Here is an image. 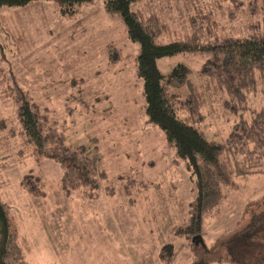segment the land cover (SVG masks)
<instances>
[{"label":"rangeland","instance_id":"obj_1","mask_svg":"<svg viewBox=\"0 0 264 264\" xmlns=\"http://www.w3.org/2000/svg\"><path fill=\"white\" fill-rule=\"evenodd\" d=\"M262 6V0H140L132 9L158 16L168 27L159 41L167 43L186 38L191 19L202 15L220 37L248 35L264 19ZM113 51L116 62L110 59ZM139 53L140 44L128 38L122 17L109 13L105 0L79 4L72 13H63L53 0L0 8V119L19 128L16 106L4 92L3 74L11 68L28 82L35 99L49 106L67 143L85 146L106 173L94 197L78 191L66 197L60 164L36 160L28 151L21 155L18 138L2 131L0 197L11 205L29 264H166L160 249L169 242L177 249L172 264H189L200 254L213 257L219 238L238 228L245 206L264 195V172L247 178L234 174L237 186L224 187L225 196L206 216L199 238L176 234L189 221L196 180L164 132L147 120ZM207 57L183 52L160 58L158 66L163 74L178 63L191 68L189 80L202 92L201 117L193 124L206 138L224 141L237 121L264 107V81L237 110L213 81L200 85ZM180 91L185 96L189 84ZM30 171L40 177L45 195L21 186Z\"/></svg>","mask_w":264,"mask_h":264},{"label":"trees","instance_id":"obj_2","mask_svg":"<svg viewBox=\"0 0 264 264\" xmlns=\"http://www.w3.org/2000/svg\"><path fill=\"white\" fill-rule=\"evenodd\" d=\"M38 1L41 0H0V8L25 7ZM53 1L63 13H72L75 6L93 0ZM137 1L140 0H105V8L122 17L128 38L140 44L137 74L143 80L148 122L164 132L168 144L195 176L197 192L190 202L189 221L175 229L177 235L193 239L202 233L206 216L222 202L224 187L237 186L234 174L247 178L264 172V107L252 110L250 119L237 121L224 141L210 140L193 124L201 117L202 92L195 90L196 85L189 80L191 68L178 63L169 74H163L158 60L183 52L207 54L200 71V85L213 81L219 90L228 93L237 110H243L248 95L264 81V19L248 35L220 37L212 32L206 15L193 17V29L186 38L162 43L160 35L168 27L156 15L145 17L133 10L132 4ZM110 59L116 62L119 56L114 52ZM3 75L8 82L4 92L16 106L19 128H9V122L1 118L0 134L9 129L20 142L21 155L28 151L36 160L45 157L58 162L64 171L60 179L64 196L75 191L91 197L98 194L106 173L99 169L97 157L87 154L83 145L67 143L57 118L49 106L35 99L21 74L10 68ZM186 84L190 91L182 96L180 89ZM130 181L125 184L127 189ZM21 186L34 196L45 195L40 177L32 171L23 176ZM217 244L219 250L213 257L200 254L189 264H264V195L245 206L238 228L221 236ZM176 256L173 243L161 247L160 258L166 264H172ZM0 264H29L13 223L11 205L1 197Z\"/></svg>","mask_w":264,"mask_h":264},{"label":"water","instance_id":"obj_3","mask_svg":"<svg viewBox=\"0 0 264 264\" xmlns=\"http://www.w3.org/2000/svg\"><path fill=\"white\" fill-rule=\"evenodd\" d=\"M197 238H199V236H196L194 239H197Z\"/></svg>","mask_w":264,"mask_h":264}]
</instances>
